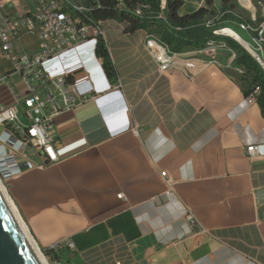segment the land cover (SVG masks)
Listing matches in <instances>:
<instances>
[{"label": "crops", "instance_id": "1", "mask_svg": "<svg viewBox=\"0 0 264 264\" xmlns=\"http://www.w3.org/2000/svg\"><path fill=\"white\" fill-rule=\"evenodd\" d=\"M181 1L179 15L205 3ZM233 4L248 22L264 18V0ZM28 9L32 0H0V22ZM100 28L114 81L97 39L44 62L45 74L66 75L84 102L53 118L58 161L6 181L38 248L70 241L74 249L56 255L76 264H264V117L243 96L236 54L185 48L160 72L145 46L154 37L114 20ZM15 48L32 55L37 43L24 36ZM11 82L22 90L18 76ZM9 104L0 85V105ZM161 171L174 182L169 194Z\"/></svg>", "mask_w": 264, "mask_h": 264}, {"label": "built area", "instance_id": "2", "mask_svg": "<svg viewBox=\"0 0 264 264\" xmlns=\"http://www.w3.org/2000/svg\"><path fill=\"white\" fill-rule=\"evenodd\" d=\"M32 2L33 9L14 17H5L0 22V56L9 63L7 71L0 70V85L5 86L11 96V104L0 105V180L4 182L25 170L42 169L56 163L58 156L54 146L53 118L84 102L66 75L50 77L45 74L44 62L89 39L102 40L103 37L100 22L92 21V8L78 0ZM161 9H164V4ZM140 10L138 8L135 14L140 15ZM222 15L218 12L217 20ZM209 26L210 23H207L206 28ZM228 28L247 37L246 40L241 37L247 46L241 47L264 71V18ZM220 31H213L212 34L221 36ZM24 36L36 40L35 54L29 55L15 48V44ZM223 44L209 42L203 48H227ZM145 46L160 72L171 68L173 56L177 53L170 52L167 46L155 38L147 39ZM187 66L192 67V64L188 62ZM13 76L20 78L22 90L12 85ZM258 93L259 89L255 88L250 98L254 99ZM20 108L23 109L24 121L18 117ZM133 132L138 133L136 129ZM246 153L249 158L256 156L257 147H247ZM37 157L40 158L39 162L35 161ZM159 175L166 186V194H169L173 189V180L166 171L159 172ZM118 198L123 199V195L119 194ZM186 219L190 222L193 216L188 213ZM65 248L73 250V243L64 241L49 247L54 254ZM41 254L47 264H76Z\"/></svg>", "mask_w": 264, "mask_h": 264}, {"label": "trees", "instance_id": "3", "mask_svg": "<svg viewBox=\"0 0 264 264\" xmlns=\"http://www.w3.org/2000/svg\"><path fill=\"white\" fill-rule=\"evenodd\" d=\"M215 1L218 3V12L223 15L215 22L228 24L227 27L247 20L233 14V0H205L204 6L185 15H179L182 6L181 0H164V9H161L162 0H81L83 4L92 8V21L103 22L114 20L124 25L125 32L133 33L143 30L160 43L168 47L172 53H180L185 48L202 49L209 42L224 43L232 50L236 57L233 66L243 69L240 78V88L245 98L252 95L255 88L259 93L254 97L262 116L264 117V71L255 60L238 44L228 38L212 34L206 28V18L215 14ZM144 7V8H143ZM140 8L141 14L135 11ZM162 15L159 17V14ZM96 55L101 59L102 68L110 81L115 79V71L109 58L106 46L101 39H97ZM44 255L58 258L48 248L40 249Z\"/></svg>", "mask_w": 264, "mask_h": 264}, {"label": "water", "instance_id": "4", "mask_svg": "<svg viewBox=\"0 0 264 264\" xmlns=\"http://www.w3.org/2000/svg\"><path fill=\"white\" fill-rule=\"evenodd\" d=\"M0 264H39L27 241L6 211L1 199Z\"/></svg>", "mask_w": 264, "mask_h": 264}, {"label": "bare ground", "instance_id": "5", "mask_svg": "<svg viewBox=\"0 0 264 264\" xmlns=\"http://www.w3.org/2000/svg\"><path fill=\"white\" fill-rule=\"evenodd\" d=\"M220 32L224 33L227 37L229 38H234L235 36H237V33H235L233 30H231L228 27H225L223 30H221ZM0 199L6 209V211L8 212L9 216L11 217V219L13 220V222L15 223V225L17 226V228L19 229V231L21 232V234L23 235V237L25 238V240L27 241L28 245L30 246L32 252L34 253L36 259L38 260L39 264H47L44 256L41 254V252L39 251L38 246L36 245L33 237L31 236V234L29 233L24 221L20 218L17 209L15 207V205L12 203L2 181L0 180Z\"/></svg>", "mask_w": 264, "mask_h": 264}, {"label": "rangeland", "instance_id": "6", "mask_svg": "<svg viewBox=\"0 0 264 264\" xmlns=\"http://www.w3.org/2000/svg\"><path fill=\"white\" fill-rule=\"evenodd\" d=\"M78 1L81 2V0H78ZM215 7H216V9H215L216 12H215V14H214L212 17H210V18H206V21H205L206 24H207V23H210L209 30L212 31V32H213V31H217V30H223V29H224L225 27H227V25H228V24L218 23V24H216V26H213L214 24H213L212 22L217 21V17H216V15L218 14V7H219L217 1L215 2ZM211 23H212V25H211ZM236 33H237V36H235L234 38H229V37H227L224 33L219 32V34H221V37L231 39V40H233L236 44H238L239 46L241 45L242 47L246 48L247 46H246L244 40H246L247 37H246L245 35H241V33L238 32V31H236ZM238 34H239L240 36H239ZM241 37H242L244 40H243ZM223 45H224V44H223ZM2 63H3V62H2ZM2 101H3V99H2ZM2 183H3L4 187L6 188V191L8 192L6 182L2 181ZM18 214H19V213H18ZM19 216H20V215H19ZM20 218H21V217H20ZM21 219H22V218H21Z\"/></svg>", "mask_w": 264, "mask_h": 264}]
</instances>
